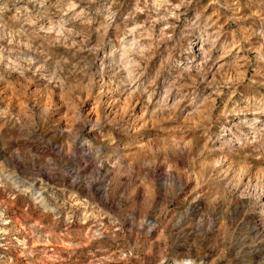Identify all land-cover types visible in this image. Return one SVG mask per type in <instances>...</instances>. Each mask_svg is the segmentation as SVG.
<instances>
[{
	"label": "rangeland",
	"instance_id": "1",
	"mask_svg": "<svg viewBox=\"0 0 264 264\" xmlns=\"http://www.w3.org/2000/svg\"><path fill=\"white\" fill-rule=\"evenodd\" d=\"M158 1L0 0V25L25 29L21 40L32 43L42 60L37 84L28 91L0 73L20 99L8 108L0 97V264H264V239L252 230L254 217L264 221L261 206L228 190L214 146L223 128L241 131L238 121L255 116L264 122V0H169L162 10L153 4ZM70 6L77 9L66 20L75 46H50L34 35L31 21H57ZM161 14L171 19L169 43L143 61L141 82L149 90L171 85L173 97L183 96V108L190 107L195 126L171 117L136 136L124 122L105 123L89 142L93 157L86 160L87 153L75 147L88 131L65 132L60 113L86 100L85 78L106 46ZM140 34L146 36L145 30ZM198 39L212 57L187 72L189 48ZM218 57L221 72L212 70ZM208 90L217 100L212 117ZM53 95L61 103L48 108L46 98ZM142 137L158 144L187 139L190 145L168 157L144 153L137 145ZM58 147L71 155L58 154ZM223 153L241 167L264 169V138ZM73 169L85 171L81 179L71 178ZM159 175L185 178L181 192L162 185ZM46 176L53 180L41 200L27 188L43 190ZM101 185L112 192H98Z\"/></svg>",
	"mask_w": 264,
	"mask_h": 264
},
{
	"label": "bare ground",
	"instance_id": "2",
	"mask_svg": "<svg viewBox=\"0 0 264 264\" xmlns=\"http://www.w3.org/2000/svg\"><path fill=\"white\" fill-rule=\"evenodd\" d=\"M170 3L169 0H159L157 3L155 2L153 4L158 10H162L171 6ZM75 11H77L76 7L70 6L57 21H52L46 17L40 16L36 19V22L33 21L32 23L31 21L30 28H36L35 31L33 30L34 35L47 41L50 46L73 47L75 46L72 39L73 33L68 29L69 27L66 20L73 15ZM166 15H164L165 17L162 15V17L158 19L155 18V20H152L149 23L143 25L139 24L140 26L135 25L136 27L131 28V30H129V32L118 42H112L106 46L99 55L95 70L85 78L86 86L84 89H86V100L83 101L82 104L72 105L66 111L60 113L61 118L59 119V122L65 132L72 133L76 130H82L84 133L88 131L86 132L87 134L83 142L77 144L75 147V151H83L87 153L85 154L88 155L85 157L86 160L93 157V151L89 142L94 141L97 137L96 134L98 129L105 123L118 125L119 123L124 122L127 125L126 131L134 133L136 136H140L142 131L148 132L157 124L162 123L165 119L171 117H177V121H182L184 125L191 127L195 126L197 120L195 119V116H192L193 113L190 107L183 108V96L177 98L173 97L172 91L174 88H171V85L163 84L160 89L154 88L153 90H149V87H145L147 85H143L141 82V78L145 75L144 71H146L142 66L143 61L146 63V60L151 59L156 46L158 47L169 43L170 37L168 31L171 19L166 17ZM105 25L106 28L109 29L111 27V22L107 20ZM157 27H159L158 31L155 30ZM11 29L7 24L0 25V73L3 77V79H1L7 80V77L15 78L23 83L26 91H28L29 89L31 90L33 85L37 84L36 79L39 77L38 70L40 67H38V65L42 60L38 57V53L35 50L36 48L34 49V47L31 46L32 43L30 44L21 40V35L26 30L19 29L20 31L13 32L14 30L12 31ZM140 29H142V31L145 30L146 36L141 35L142 33L140 34V32H142ZM142 37H145V39H142ZM203 40L198 39L190 45L189 60L184 68L187 72L203 68L210 62L212 56L207 53V46L205 48V42ZM219 58L220 57H218V59L215 58L216 60L212 61V63L214 62L212 70L215 72H221L224 69V64ZM27 79H30V82ZM2 80L0 81V97L7 101L8 108H10L13 102H16L17 104V102H20V99L19 97H15L14 89L9 86V81L6 83ZM36 87L37 86H35V88ZM38 88H36V91ZM39 94H41L40 90L37 92V95ZM142 95L146 96L145 98L147 99V102L145 104L140 102V97ZM206 95L207 97L204 98H207V100L211 99V108L209 110L212 117L215 112L214 106L217 100L216 98H212L209 90L206 91ZM61 100L62 98L54 97V95L52 97H47L46 106L48 108H55L61 103ZM91 101L92 103H90ZM17 110L19 112L21 111V105L18 104ZM261 113H263V111ZM196 115L200 120L204 114L201 112ZM237 124H239L240 128L243 127L241 131H238V126L226 127L223 128L221 131L222 133L217 136L216 140H214V146L221 152V154H216V165L218 164V170L220 172L219 176H221L226 183L228 190L234 195H238L239 199L244 200L247 198L256 201L257 204L261 206L262 215L264 216V169L260 168V170H252L241 167L238 164L231 163L227 154L225 155L223 153L227 150L243 149L245 146H250L263 139L264 122H259V118L255 116L251 121H238ZM186 140H177V143H169L165 141L164 144H158L150 139V137H142L137 142V145L140 146L144 153L153 154L157 152L159 155L164 154L168 157L177 153L178 157L179 155H182L184 151L188 150L190 143L186 142ZM57 153L65 155L68 152L66 153L63 147H58ZM67 155L70 156L71 153H68ZM84 172L85 171L81 172L74 170L70 171V175L72 179L79 180ZM95 175L101 176L102 173L99 170ZM42 179L49 183L43 190L37 189L35 185L27 188L28 192L37 195V198L41 200L44 199V193L48 191V187L53 180L48 176L43 177ZM159 179L164 186H168V184L177 185V191L181 192L185 178L183 179L177 175L176 180L174 175H159ZM105 186L106 187H102V185L99 186L98 192L109 195L111 188L110 186ZM74 205L75 207H84L85 209L87 204H84L80 200H75ZM237 208H243V203L238 204ZM253 221L252 230L254 234L264 239V221L259 222L256 217H254ZM260 252L264 253V242L261 244Z\"/></svg>",
	"mask_w": 264,
	"mask_h": 264
}]
</instances>
